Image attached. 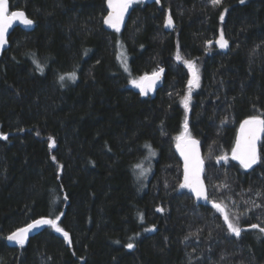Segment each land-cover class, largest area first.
Wrapping results in <instances>:
<instances>
[{
	"label": "trees",
	"instance_id": "obj_1",
	"mask_svg": "<svg viewBox=\"0 0 264 264\" xmlns=\"http://www.w3.org/2000/svg\"><path fill=\"white\" fill-rule=\"evenodd\" d=\"M8 1L34 26L0 52V264H264V133L251 168L231 156L239 124L264 119V0H133L119 31L107 0ZM186 61L200 73L188 112ZM159 69L141 96L132 81ZM184 132L222 211L180 187ZM39 218L63 232L7 243Z\"/></svg>",
	"mask_w": 264,
	"mask_h": 264
},
{
	"label": "snow or ice",
	"instance_id": "obj_2",
	"mask_svg": "<svg viewBox=\"0 0 264 264\" xmlns=\"http://www.w3.org/2000/svg\"><path fill=\"white\" fill-rule=\"evenodd\" d=\"M158 2V0H157ZM213 5L219 4L220 0H211ZM243 2V0H241ZM133 3V0H108V5L111 11L108 16L104 18V23L114 28L116 31H119V25L123 19L124 12L127 10L129 5ZM221 20L224 19L223 14L220 17ZM14 20H20L24 25H32L34 22L31 19H28L23 11H13L11 14H8V0H0V45H3L5 41L6 32ZM172 20L169 16L166 20L167 25H171ZM211 43V42H209ZM221 48L227 47V41L223 37V32H221L219 40L217 41ZM179 59V56H178ZM189 64V67H192L190 62H185ZM39 68V65H38ZM42 71V68L40 69ZM163 72V69H160L158 72H153L152 76L149 77L145 75L141 77L139 81H132V83L140 88V92L142 95L147 94V91L151 89L155 80L159 79L160 73ZM70 79L75 78L74 73L67 74ZM193 79L189 80V87L193 85L196 79L195 72L193 73ZM65 76H61L60 80L63 81ZM146 82V83H145ZM188 97L184 98L185 106L187 107ZM264 132V119L260 117H249L244 120L241 124V135L237 138L236 146L232 149L233 158L238 159L240 164L244 168H251L252 165L256 164L259 157L256 149V141L258 139L259 133ZM183 136V134H182ZM0 137L7 139V135L0 133ZM178 139H180L178 137ZM51 143L54 144L55 141L50 138ZM188 143L192 146L187 149V151H182V155L185 157V165H184V183L180 185V187L190 188L192 192L195 193L197 198L204 197L206 199V193L202 186V182L200 180V172L202 171V161L200 160L198 154L195 151V144L197 143L195 140H190ZM146 147L150 148V145H146ZM179 147V145H178ZM154 154V153H151ZM53 159H55L53 157ZM221 159H227V157H222ZM137 168H141V175L144 174V171L141 164L136 165ZM218 210H223L219 204H215ZM142 218V217H141ZM59 219V217H57ZM225 222L227 223L228 229L234 233L235 235H239L241 229L234 225L225 213L224 215ZM42 225H52L55 226V221L47 218H41L33 221L28 224L26 227L19 228L16 231L12 232L7 239L9 241H15L16 243L23 245L27 239L28 233L36 229ZM252 228H259L258 225H251ZM57 231L63 232V229L56 228ZM261 232H264V228H259ZM64 236L67 238L68 233L64 232ZM127 247L129 249L133 248L134 245L132 243H128Z\"/></svg>",
	"mask_w": 264,
	"mask_h": 264
},
{
	"label": "water",
	"instance_id": "obj_3",
	"mask_svg": "<svg viewBox=\"0 0 264 264\" xmlns=\"http://www.w3.org/2000/svg\"><path fill=\"white\" fill-rule=\"evenodd\" d=\"M147 1H149V2H153V1H157V0H147ZM106 7H107V13H106L105 17H107L108 14H109V12L111 11V9L109 8V5H108V0H107V2H106ZM13 11H23V10L17 9V10H13ZM13 11H10V9H9V1H8V14L10 15L11 12H13ZM23 12H24V11H23ZM24 13H25V12H24ZM25 15H26V13H25ZM26 17H27V15H26ZM105 17H104V18H105ZM27 18L30 19L29 17H27ZM127 19H128V9L124 12L123 19H122V21H121L119 27L123 26V25L126 23ZM31 20H32V19H31ZM104 25H105L107 28H109V29H114V28L110 27L109 25H107V24H105V23H104ZM33 26H34V23H33L32 25H24L20 20H14V21H12V23L10 24V26H9L7 32H6V35H5V41H6V42H5L3 45H0V52L6 50V49L9 47V36H10L11 31H12L14 28H16V27H20V28L25 29V30H31V29L33 28ZM215 43H216V45H217L222 51H225V50H226V47L221 48V47L219 46V44L217 43V41H216ZM159 70H160V69H159ZM159 70H157L156 72H158ZM147 76L151 77V76H152V73H151V74H147ZM162 82H163V72L160 73L159 79L155 80V82H154V84L152 85L151 89L147 91V94L142 95L141 92H140V88L138 89V92H139V94H140L141 96H144V97H154L155 94H156V92H157V90L161 87ZM145 83H146V82H145ZM247 119H248V118H247ZM261 119H262V118H261ZM244 120H246V119H244ZM244 120H243V121H244ZM243 121H242V122H243ZM242 122L239 124V126H238V128H237V133H236V137H235V142H234V146H233V148L236 146L237 138L241 135V124H242ZM263 133H264V132L259 133V135H258V139H257V141H256L257 154H258L259 144H260V140H261V138H262V136H263ZM190 140H195V141L197 142V143L195 144L194 148H195L196 154H198L200 160L203 162V163H202V171L200 172V180H201V182H202V186H203V188H204V190H205V193H206V199H205L204 197L197 198L196 195H195V193L192 192L190 188H187V187H184V188H186L187 191L192 195V197L194 198L196 204H198V205H210V206H214L215 203L212 202V201H210V200L208 199L207 187H206L205 181H204V179H203L204 170H205V162H204L203 155H202L201 143H200V140H199L198 138L193 137V136L186 137L182 142H181V141H178V142L174 145V151H175L176 155L178 156V158L180 159V161H181V165H182L181 184L184 183V165H185V157H184V155H182L181 153H182V151H187L188 148L192 147V146L188 143V141H190ZM178 145H179V147H178ZM232 157H233V152H232ZM235 160H236L237 162L240 163V161H239L238 159H235ZM39 219H41V218H39ZM47 219H48V218H47ZM36 220H38V219H36ZM34 221H35V220H34ZM32 222H33V221H32ZM32 222H30V223H32ZM30 223H28V224H30ZM28 224H27V225H28ZM27 225H25V226H23V227H26ZM45 226H47V225H42V226H40V227H38V228H36V229L31 230V231L28 233V235H27V239H26V241H27L30 237H32L33 235H35L38 231H40V230H41L43 227H45ZM23 227H21V228H23ZM15 231H16V230H15ZM13 232H14V231H13ZM11 233H12V232H11ZM11 233H10V234H11ZM10 234H9V235H10ZM9 235H8V236H9ZM8 236H7V237H8ZM26 241H25V242H26ZM7 243H8L9 245H13V246L18 245V243H16L15 241H9L8 239H7Z\"/></svg>",
	"mask_w": 264,
	"mask_h": 264
},
{
	"label": "rangeland",
	"instance_id": "obj_4",
	"mask_svg": "<svg viewBox=\"0 0 264 264\" xmlns=\"http://www.w3.org/2000/svg\"><path fill=\"white\" fill-rule=\"evenodd\" d=\"M119 57L123 60V61H126V56H125V53H124V51H120L119 52ZM189 62V61H188ZM191 63V65H192V67H189V64L188 63H185V66H186V68H187V70H188V82H189V80H192L194 77H193V73L195 72V74H196V79H195V82L193 83V85L191 86V87H189V83H188V90H187V95H186V97H188V102H187V107L185 106V103H184V99H183V101H182V103H183V106L185 107V110L188 112V110H189V102H190V91H193V90H195V89H197L198 87H199V84H200V73H199V67L195 64V63H193V62H190ZM140 80V79H139ZM139 80H137V81H139ZM134 85V84H133ZM134 87L138 90L139 89V87H137V86H135L134 85ZM185 98V97H184ZM186 137H189V135L186 133V132H184L183 133V136H181L180 137V139H176V142H175V144L178 142V141H183ZM231 156H232V154H231ZM149 160H151V158H149ZM143 165H145V163L143 164ZM143 169H144V167H142ZM152 170V169H151ZM142 171V170H141ZM149 171V170H148ZM148 171H146V174L148 173ZM149 173H150V171H149ZM146 174L145 175H143V176H141V178H140V180L144 183V180H146ZM149 175V174H148ZM54 228H56V226H53Z\"/></svg>",
	"mask_w": 264,
	"mask_h": 264
}]
</instances>
